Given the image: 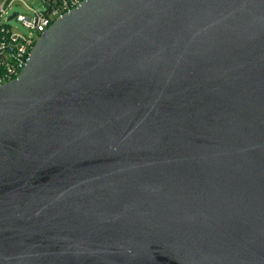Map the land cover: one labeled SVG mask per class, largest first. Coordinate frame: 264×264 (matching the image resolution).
Listing matches in <instances>:
<instances>
[{"label":"water","instance_id":"obj_1","mask_svg":"<svg viewBox=\"0 0 264 264\" xmlns=\"http://www.w3.org/2000/svg\"><path fill=\"white\" fill-rule=\"evenodd\" d=\"M0 264H264V0L54 20L0 84Z\"/></svg>","mask_w":264,"mask_h":264},{"label":"built area","instance_id":"obj_2","mask_svg":"<svg viewBox=\"0 0 264 264\" xmlns=\"http://www.w3.org/2000/svg\"><path fill=\"white\" fill-rule=\"evenodd\" d=\"M18 1L24 4L28 14L9 13L13 4ZM82 1L40 0L39 8H32L22 0H0V84L17 77L41 34L54 20ZM12 20L18 22L27 33L14 31L5 23Z\"/></svg>","mask_w":264,"mask_h":264},{"label":"rangeland","instance_id":"obj_3","mask_svg":"<svg viewBox=\"0 0 264 264\" xmlns=\"http://www.w3.org/2000/svg\"><path fill=\"white\" fill-rule=\"evenodd\" d=\"M25 2L26 5H28L29 7H32V8H39L40 6V0H22ZM14 12H17V13H21V14H28V10H26V8L24 7V4L20 1L16 2L13 4L12 6V9L10 10V14L11 13H14ZM3 21V20H2ZM7 25L10 26V28L14 31H17V32H21V33H24L26 34L27 33V30H25L18 22L16 21H9V22H5Z\"/></svg>","mask_w":264,"mask_h":264}]
</instances>
